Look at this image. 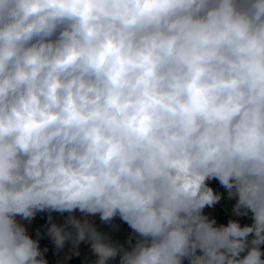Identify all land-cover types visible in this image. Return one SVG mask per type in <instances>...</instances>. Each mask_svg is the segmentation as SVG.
Instances as JSON below:
<instances>
[{
	"label": "clouds",
	"instance_id": "9594fccd",
	"mask_svg": "<svg viewBox=\"0 0 264 264\" xmlns=\"http://www.w3.org/2000/svg\"><path fill=\"white\" fill-rule=\"evenodd\" d=\"M77 209L48 235L95 264H264V0H0V264Z\"/></svg>",
	"mask_w": 264,
	"mask_h": 264
},
{
	"label": "crops",
	"instance_id": "0c3cea01",
	"mask_svg": "<svg viewBox=\"0 0 264 264\" xmlns=\"http://www.w3.org/2000/svg\"><path fill=\"white\" fill-rule=\"evenodd\" d=\"M209 187H211L214 192L223 194L222 199L211 207H205L204 214L208 215L210 218H215L218 223L226 224L228 222L227 217L230 215L236 218L234 215L230 214V205L226 199V190L216 179H209L207 181ZM235 201H232L234 204ZM69 215L75 216L77 219L83 221L85 219V214L81 213L78 209L73 212H59V211H41L32 219H22L17 217L18 220L26 227L27 232L34 239L39 242V248L43 253L44 259L47 264H95L97 257L93 254L90 246H85L84 242H81L75 248L73 247L72 241L68 240L65 242L63 248H57L53 239L48 235V228L51 224H56L57 226H64ZM87 219L92 224L93 216H87ZM108 223L116 226L118 230L127 233V237L113 240V242H118L124 244L125 247H129L127 240L130 236L138 238L137 234L129 227V225L123 221L119 216L114 217ZM68 230L75 232V229L68 226ZM135 239L133 240V243ZM78 253V254H77ZM119 255L109 261V264H119Z\"/></svg>",
	"mask_w": 264,
	"mask_h": 264
},
{
	"label": "built area",
	"instance_id": "2783aa9c",
	"mask_svg": "<svg viewBox=\"0 0 264 264\" xmlns=\"http://www.w3.org/2000/svg\"><path fill=\"white\" fill-rule=\"evenodd\" d=\"M231 219L235 218L229 215L227 220L229 221ZM92 225L98 232L102 233L111 241L127 237V233L114 228V225L108 223L107 221H102L99 214L93 216ZM84 245L90 246V243L88 241H84Z\"/></svg>",
	"mask_w": 264,
	"mask_h": 264
},
{
	"label": "water",
	"instance_id": "95a60500",
	"mask_svg": "<svg viewBox=\"0 0 264 264\" xmlns=\"http://www.w3.org/2000/svg\"><path fill=\"white\" fill-rule=\"evenodd\" d=\"M114 228L118 229L116 226H114Z\"/></svg>",
	"mask_w": 264,
	"mask_h": 264
}]
</instances>
